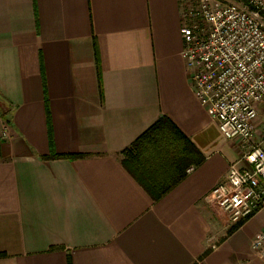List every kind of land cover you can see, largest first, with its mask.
<instances>
[{
    "label": "crops",
    "instance_id": "obj_1",
    "mask_svg": "<svg viewBox=\"0 0 264 264\" xmlns=\"http://www.w3.org/2000/svg\"><path fill=\"white\" fill-rule=\"evenodd\" d=\"M182 28L180 0H0V264H264V208L231 234L215 213L244 149L201 105ZM46 99L55 153L81 157H51ZM162 117L204 160L155 201L123 152Z\"/></svg>",
    "mask_w": 264,
    "mask_h": 264
},
{
    "label": "built area",
    "instance_id": "obj_2",
    "mask_svg": "<svg viewBox=\"0 0 264 264\" xmlns=\"http://www.w3.org/2000/svg\"><path fill=\"white\" fill-rule=\"evenodd\" d=\"M183 58L203 107L228 140L244 149L227 178L211 192L230 225L264 208V148L255 141L264 105V0H180ZM264 261V232L253 240Z\"/></svg>",
    "mask_w": 264,
    "mask_h": 264
},
{
    "label": "trees",
    "instance_id": "obj_3",
    "mask_svg": "<svg viewBox=\"0 0 264 264\" xmlns=\"http://www.w3.org/2000/svg\"><path fill=\"white\" fill-rule=\"evenodd\" d=\"M46 104L51 157L65 159L81 157V154L55 153L47 99ZM0 116L6 123H11L8 112H0ZM203 160L204 157L193 143L166 117L160 118L123 152V165L155 201L160 200L175 187L185 177L190 166ZM241 224L231 228L228 234L233 233Z\"/></svg>",
    "mask_w": 264,
    "mask_h": 264
},
{
    "label": "rangeland",
    "instance_id": "obj_4",
    "mask_svg": "<svg viewBox=\"0 0 264 264\" xmlns=\"http://www.w3.org/2000/svg\"><path fill=\"white\" fill-rule=\"evenodd\" d=\"M259 117L264 122V106H263V104L260 106ZM260 130L264 133V124H263V127L260 128ZM260 141L263 142V148H264V139L262 138V139H260ZM234 142H236L237 144L240 145L239 140H235ZM215 213L217 214L221 224L227 226L228 222L226 221V219L223 217V215L221 214V212L218 210V208L216 206H215Z\"/></svg>",
    "mask_w": 264,
    "mask_h": 264
}]
</instances>
